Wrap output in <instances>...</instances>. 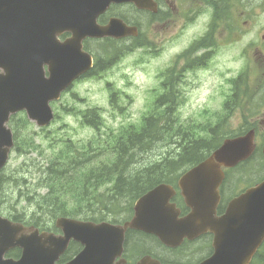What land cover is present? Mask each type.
Returning <instances> with one entry per match:
<instances>
[{
    "label": "water",
    "instance_id": "95a60500",
    "mask_svg": "<svg viewBox=\"0 0 264 264\" xmlns=\"http://www.w3.org/2000/svg\"><path fill=\"white\" fill-rule=\"evenodd\" d=\"M110 1H134L140 8L156 11L152 0H94L90 15L83 17L88 19L83 29L79 0L22 4L0 0V167L12 145L10 131L4 125L9 115L26 109L29 118L47 124L52 118L48 101L58 98L71 80L90 67V58L81 52L80 45L71 47L53 39L58 29H73L76 36L136 34L135 27L126 26L120 19L104 27L96 25L97 14ZM43 64L47 65V76ZM253 135L251 130L224 140L209 157L180 177L178 185L190 209L181 218L174 204H169L173 190L165 185L139 198L133 218L122 226L58 217L55 225L62 233L56 235L39 233L0 216V264H55L71 238L83 244V249L66 264H113L122 253L127 227L153 233L170 247L185 237L193 239L210 231L215 253L200 264H247L264 239V180L233 198L223 216L215 217V209L223 178L221 166L231 167L246 159L253 151ZM15 246L22 249L19 259L3 258ZM137 264L160 263L144 256Z\"/></svg>",
    "mask_w": 264,
    "mask_h": 264
},
{
    "label": "rangeland",
    "instance_id": "374dc122",
    "mask_svg": "<svg viewBox=\"0 0 264 264\" xmlns=\"http://www.w3.org/2000/svg\"><path fill=\"white\" fill-rule=\"evenodd\" d=\"M116 11L121 12L119 8H116ZM122 14L134 19V13L131 12L130 16L126 9ZM135 20L139 21L143 30L144 47L142 49L130 52V56L100 77H90L76 83L59 102L54 104L55 117L49 127L43 130H39L35 125H33L34 128L30 126L21 128L19 143L23 153L21 155L12 154L10 159L12 163L5 170L3 180L11 178L12 181L2 186L5 198H0V212L6 215L23 212L25 218H29L36 210L32 202L34 195H43L46 191L43 183L47 185L52 172L60 166H66L59 156L55 157L66 139H71L70 141L75 144L94 139L93 148L97 149V152L101 153L106 149L103 143L110 141L102 135L93 136L94 129L82 123L81 113L84 110L98 109L101 134L105 133V128L118 129L119 136L122 134L121 131L129 126L138 127L140 125L142 117L158 94L159 72L175 65V56L183 49L185 43L176 40L164 47V43L160 42L161 24L157 17L144 21V16H141ZM189 35L190 31H186L185 37ZM88 46L94 47L91 43H88ZM236 55L237 52L233 47L220 46L210 66L183 72L187 83L185 85L186 99L185 103L175 111V127L180 126L182 131H189L192 137L199 138L206 137L208 132L205 129L214 127L216 124L218 126L217 135L227 134L231 131L230 129L238 126L241 120V112L238 110L230 119L229 126L217 123L223 117L220 105L227 90L226 77L230 72V75H233L241 65V60L235 57ZM260 58L255 61L256 74L258 73L259 76L252 81L248 80L252 91L262 85L264 56L261 55ZM260 77L259 81L257 78ZM109 91L116 92L113 102H110ZM244 115L247 121L258 117L253 116L248 109L245 110ZM260 118L264 119V110ZM15 122L18 127H22V117H17ZM173 132L174 129L170 136L163 138L162 143L168 144L176 139L177 136H174ZM154 146L147 152L146 158L140 159L141 163L146 164L134 166L135 171L147 166L163 148L162 145ZM79 148L82 147H76L75 150ZM53 158L57 164L55 166L49 162ZM66 167L69 173L71 165ZM252 168L254 167L246 166L243 170L252 171ZM86 171V164H84L80 168V173ZM110 187L111 183H107L102 186V191ZM55 189L58 190L56 187ZM27 197L32 198L27 200ZM39 214L38 220L48 224L50 216L46 215L43 208L40 209ZM191 249H193L192 245H187L182 250L183 252L192 251Z\"/></svg>",
    "mask_w": 264,
    "mask_h": 264
},
{
    "label": "trees",
    "instance_id": "16d2710c",
    "mask_svg": "<svg viewBox=\"0 0 264 264\" xmlns=\"http://www.w3.org/2000/svg\"><path fill=\"white\" fill-rule=\"evenodd\" d=\"M109 61V59H108ZM107 61V62H108ZM106 62V63H107ZM104 64H100L98 70H102ZM172 99H167V102ZM162 98L157 100V107L160 108ZM83 119L87 123L96 124L93 115H83ZM99 120V118H97ZM95 126V125H93ZM174 126V119L171 116L170 106L164 110H158L156 116L154 114L142 120L140 127L135 128L130 126L121 135H108L107 139L110 142H104L106 147L104 152H97V156L101 159L95 166L89 165L91 158L95 154H90V149L79 148L76 150L64 149L60 153L61 162L66 166L71 165V171L67 172L66 166H60L56 171L52 172L50 183L46 185L47 192L43 195L35 194L33 197V205L40 209H44L46 215L53 218L56 215H66L75 217H84L99 221L110 215L109 210H120L122 203H130L139 194L161 181H170L184 167H189L202 160L212 151L218 143L215 141L217 130L211 133L216 135L215 140L196 139L191 136V132L179 134V139L174 141L177 148L163 147L156 154L159 156L157 162H153L144 166L138 171L133 169L136 165H142L140 159L147 155V152L152 150L154 145H161L165 136H170ZM179 130H177L178 132ZM176 136L178 133H174ZM154 146L152 149L151 147ZM166 148V150H165ZM112 158V159H111ZM260 155L255 153L251 159L242 163L236 168L228 171L225 180L226 188H229L234 182L237 172L254 161H258L250 172L251 180L257 178L264 172V163L260 160ZM86 164L87 171L80 173L82 165ZM130 167V171L128 170ZM139 170V169H138ZM247 171V170H243ZM130 175V177H128ZM128 177V178H126ZM2 183H7L4 180ZM107 183H112L111 188L100 193L97 188ZM1 185V181H0ZM60 191L58 194L57 189ZM232 190V189H231ZM0 198H5L3 188L0 190ZM32 197H27V200ZM124 212L127 209L123 207ZM128 211V209H127ZM40 215V214H39ZM111 218H119L118 215H112ZM15 220H21L15 217ZM31 221H35L36 225L44 227L43 222L38 220L35 212L31 214ZM149 240L144 237L142 241ZM139 242V240H138ZM141 242L137 248L150 252L151 247L148 244ZM137 244V241L134 242ZM77 250L76 244H71L63 256V260H67ZM17 251H12V254ZM261 264H264V255Z\"/></svg>",
    "mask_w": 264,
    "mask_h": 264
},
{
    "label": "flooded vegetation",
    "instance_id": "af4514ba",
    "mask_svg": "<svg viewBox=\"0 0 264 264\" xmlns=\"http://www.w3.org/2000/svg\"><path fill=\"white\" fill-rule=\"evenodd\" d=\"M155 2L158 4V10L164 13L165 27L170 25L166 12L173 4V9L177 10L179 32L194 24L206 25L209 32L217 26V34L221 35L220 38L226 45H232L241 52H264V0H155ZM247 5L251 6L248 8ZM211 250L209 244L207 255ZM204 257L194 256L190 258L191 261H182L181 264H197Z\"/></svg>",
    "mask_w": 264,
    "mask_h": 264
},
{
    "label": "bare ground",
    "instance_id": "6f19581e",
    "mask_svg": "<svg viewBox=\"0 0 264 264\" xmlns=\"http://www.w3.org/2000/svg\"><path fill=\"white\" fill-rule=\"evenodd\" d=\"M129 171H130V167H129V169H128ZM140 172V169L139 170H137L135 173L137 174V172ZM128 177H130V175L128 176ZM128 177H126V178H128Z\"/></svg>",
    "mask_w": 264,
    "mask_h": 264
}]
</instances>
